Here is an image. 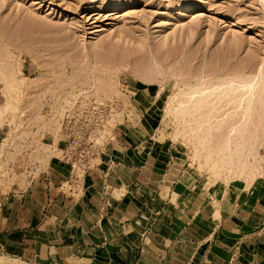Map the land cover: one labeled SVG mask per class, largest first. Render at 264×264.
I'll return each mask as SVG.
<instances>
[{"label":"rangeland","instance_id":"1","mask_svg":"<svg viewBox=\"0 0 264 264\" xmlns=\"http://www.w3.org/2000/svg\"><path fill=\"white\" fill-rule=\"evenodd\" d=\"M235 76L256 84L247 111L238 92L221 96L203 111L216 123L196 132L204 116L168 112L190 86ZM129 129L217 211L228 186L264 199V0H0V262L47 263L31 243L27 257L11 253L7 235L58 194L81 199ZM220 150L233 162L215 173L205 153Z\"/></svg>","mask_w":264,"mask_h":264},{"label":"crops","instance_id":"2","mask_svg":"<svg viewBox=\"0 0 264 264\" xmlns=\"http://www.w3.org/2000/svg\"><path fill=\"white\" fill-rule=\"evenodd\" d=\"M123 134L89 171L81 199L58 194L41 221L10 231L11 253L27 257L31 243L46 264H264L262 197L228 186L216 211L184 170L172 175L160 147Z\"/></svg>","mask_w":264,"mask_h":264},{"label":"bare ground","instance_id":"3","mask_svg":"<svg viewBox=\"0 0 264 264\" xmlns=\"http://www.w3.org/2000/svg\"><path fill=\"white\" fill-rule=\"evenodd\" d=\"M237 77H239V76L233 77L234 79L223 80V82L217 84L216 87H213L212 89L208 88L207 82H206V84L201 82L199 84H195V86H190L188 91L186 93H184L185 95L183 96L184 97L183 99L176 101L175 104H172V105L170 104L168 106V109H169L168 112L173 113L172 115L176 114L178 116H181L182 118H184L185 116H188L189 118H191L190 116L192 115V113H194V114L199 113V116H202V117L204 116L199 122H197V125H196L197 127H195L196 130H195V128L191 129L192 132L193 131L196 132V131H200V129L203 128L205 125L211 126L214 123H216L214 116H209V114H207L208 116L205 117V115L203 114V111L207 107H210V106H211V109H214L213 105L215 104L216 100L218 102L222 100L221 96H223L224 98H230L232 93L237 94L236 92H238L239 98H240L239 102L243 103L246 108L242 107L240 105H238V106H240L244 112L247 111L249 109V108H247L249 103H250L249 100H250V98H252L250 96L252 95L251 93L253 92L254 86L256 84H253L254 79L253 80L236 79ZM248 77H250V76H248ZM254 78H256V77H254ZM246 79H249V78H246ZM220 80L221 79H219V81ZM212 85L214 86V84H212ZM224 85H226V89L219 90ZM239 88H241L243 90V92ZM173 99H175V98H173ZM166 106H167V104H166ZM218 123H221V122H218ZM206 130H208V128ZM206 132H204V133H206ZM207 139H208V137H205V136H203V138L198 139L197 143L199 144V146L201 148L196 150L197 154H199V153L201 154V151L203 150V148H202L203 144L206 142ZM227 150L232 152V149L230 150L229 148H227ZM221 151L222 150L217 151V152L208 151L205 153V158L208 161L211 170H214L215 173H217V169H223V170H228V171L231 170L230 167H231V163L233 162V159L231 158L232 153L227 152L228 154H226V153H221ZM216 155L219 156L218 159L215 158ZM220 155H222V156H220ZM226 155H228V158H227L228 160L224 159L226 157ZM242 171H243V169L240 170V174L242 173ZM230 172H232V171H230ZM243 183L246 185L249 184L246 181V179L244 180ZM242 194L244 195V193H242ZM216 211H217V209H216Z\"/></svg>","mask_w":264,"mask_h":264},{"label":"built area","instance_id":"4","mask_svg":"<svg viewBox=\"0 0 264 264\" xmlns=\"http://www.w3.org/2000/svg\"><path fill=\"white\" fill-rule=\"evenodd\" d=\"M0 264H13V263H8V262H0Z\"/></svg>","mask_w":264,"mask_h":264}]
</instances>
